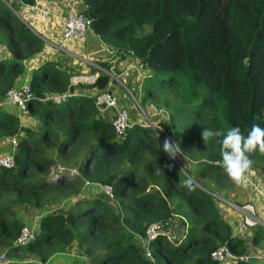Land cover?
Listing matches in <instances>:
<instances>
[{
  "label": "trees",
  "instance_id": "trees-1",
  "mask_svg": "<svg viewBox=\"0 0 264 264\" xmlns=\"http://www.w3.org/2000/svg\"><path fill=\"white\" fill-rule=\"evenodd\" d=\"M20 1L30 5L34 0ZM82 4L78 13L88 20L87 30L112 56L148 72L141 100L169 110L154 125L161 138L167 133L179 143L186 161L179 154L178 164L170 160L148 126L133 124L121 137L114 133L109 118L93 104L95 93L109 91L107 74L97 69L72 73L41 60L27 82L26 106L37 119L38 137L15 114L0 111V139H16L13 167H0V253L30 254L44 262L73 246L87 257L86 264H219L212 252L222 245L236 257L264 251V227L245 226L240 214L213 196L230 202L228 194L246 188L255 199L263 198L264 185L253 182L258 193L246 182L231 180L218 163L219 138L204 141L201 135L205 128L239 126L247 135L253 124L264 127V0ZM15 6L0 0V44L10 56L0 60V100L24 62L44 46L13 14ZM249 157V174L256 168L264 174V154L257 150ZM68 169L74 170L71 179L51 176ZM188 178L196 185L191 190L184 183ZM88 183L109 186L111 198L84 195ZM67 200L73 206L66 213L41 216L34 238L23 247L14 244L24 225L13 207L40 209ZM231 220L245 234L235 235ZM172 222L181 231L170 239L161 229ZM152 224L156 234L143 244Z\"/></svg>",
  "mask_w": 264,
  "mask_h": 264
},
{
  "label": "crops",
  "instance_id": "crops-1",
  "mask_svg": "<svg viewBox=\"0 0 264 264\" xmlns=\"http://www.w3.org/2000/svg\"><path fill=\"white\" fill-rule=\"evenodd\" d=\"M7 1L14 2L17 5V10L12 9L13 14L16 15L19 21L22 22L34 34L36 31H38L40 35L39 38L42 40L44 45L43 50L39 54L29 59L30 63H28V66H25L23 72L17 78L13 86L26 84L32 70L35 69L41 60L45 59L57 62L67 71L83 75H88L90 70L93 69L89 67L93 62L103 63L105 62V59H108L110 68L113 67V65H111V63H113L111 58L112 54L106 49L107 47L105 45L103 46L101 44L98 37L90 30H87L84 35L75 37L71 42L65 43L63 45L64 49L69 53L60 50L57 51L49 46V44L58 45L60 42L61 20L69 14L78 13L81 2L75 0H34L33 4L28 5L22 3L20 0ZM9 57L10 56H8L4 46L0 44V60L7 59ZM121 65L122 61H118V66ZM87 67H89L88 70H86ZM84 70H86L85 73L82 72ZM93 75H95V73ZM109 91H111V93L116 98V91L112 88L111 84L109 86ZM61 103L62 101L59 104ZM117 103L119 106L121 105V107H123V105L119 104L118 101ZM0 111H7L8 113L15 114L19 119L20 125L33 130L35 132V139L38 137L39 129L37 126V119L33 115L29 114L27 111L25 113H20L14 105L3 103L2 99L0 100ZM104 113H108L107 118H109L110 112H100L102 116ZM148 119L150 120V118ZM137 121L141 120L137 119L135 124H137ZM14 146L15 145L11 143V138H1L0 155L13 152ZM54 157L57 158V155H54ZM67 172L72 173L71 175L73 177L74 170L68 169ZM255 176L256 175H254V173L251 171L250 178L256 183L258 178H255ZM85 185L86 191L84 192V195H98V193L94 192V190L96 188H100L99 185H92L89 183ZM260 194L264 196L262 193ZM228 196L231 201L229 202L225 199L224 200L227 205L229 203L228 206L231 207V209L235 210L234 206H239L236 205V203L248 201L245 204L251 203L260 218L258 216L257 217L262 222H264V220L261 219V217H264V203L258 202V199L252 197L251 192H248L246 188H236L235 191L231 194H228ZM72 206L73 202H71V200H67L63 202L47 204L40 209H22L15 206L12 208V210L16 218H18L24 226L31 228L36 233L38 222L41 216L49 213L64 214ZM229 215H234V220H236V216L233 212L229 211ZM234 220L230 221L231 226H233V233L235 235H240V233L245 234L244 228L239 222H235ZM180 231L181 226L177 222H172L168 227L161 229L162 234L168 236L170 239L178 237L180 235ZM74 244L75 243L73 242L71 245ZM250 256L252 257V264H264V251L260 250L258 253L254 252L250 254ZM9 258L14 261L13 264H86L83 254L77 251L73 246H69L63 251H59L50 255L44 262L38 261L37 259L34 260L32 255L23 253H18L14 257ZM220 264H230V261L226 259Z\"/></svg>",
  "mask_w": 264,
  "mask_h": 264
},
{
  "label": "built area",
  "instance_id": "built-area-1",
  "mask_svg": "<svg viewBox=\"0 0 264 264\" xmlns=\"http://www.w3.org/2000/svg\"><path fill=\"white\" fill-rule=\"evenodd\" d=\"M61 25V33H60V42L58 45L49 44V46L55 50H60L66 53H69L67 50L64 49L63 45L65 43L71 42L75 37L84 34L88 27V20L83 17L79 13H73L67 15L64 19L60 22ZM30 91L28 84H22L19 86L11 87L5 94L2 99L3 103L12 104L14 105L20 113L26 112L27 102L30 98ZM93 103L96 109L99 112L109 111V123L112 127L114 133L118 136H122L125 130L133 123L130 122L128 117L127 111L125 108L118 106L115 97L109 91H101L94 94ZM136 123L139 124V121ZM151 124V123H148ZM141 124L143 126L148 125ZM153 125V124H152ZM153 131L156 133V129L159 128L158 125H153L151 127ZM11 143L13 145L16 144V139L11 138ZM175 161V160H174ZM176 162V161H175ZM0 167L2 168H12L13 167V158L11 153H6L0 155ZM250 168L243 174V178L241 182H246L250 184L258 193H260L259 189L253 183L254 180L250 178ZM99 187L104 192L107 198H111V191L110 187L107 185H99ZM216 199L224 202L225 200L220 198L217 195H213ZM264 198V196H263ZM227 204V203H226ZM229 205V203H228ZM235 210L242 216V223L245 226H254L260 222V219L257 218L254 209L251 204H243L240 206H234ZM258 222V223H257ZM157 225L152 224L147 227L145 230L146 239H151L154 237L157 231ZM35 236V232L26 226H23L19 234L17 235L14 244L18 246H25L29 243ZM143 255L146 257L150 256V251L148 249H143ZM212 258L215 259L219 264L224 260H229L230 262L233 260H246V256L236 257L234 256L225 245L218 247L216 250L212 252ZM14 261L7 257L4 253H0V264H13Z\"/></svg>",
  "mask_w": 264,
  "mask_h": 264
},
{
  "label": "rangeland",
  "instance_id": "rangeland-1",
  "mask_svg": "<svg viewBox=\"0 0 264 264\" xmlns=\"http://www.w3.org/2000/svg\"><path fill=\"white\" fill-rule=\"evenodd\" d=\"M75 1L81 2V4L79 5V9L81 7H83L82 0H75ZM15 10H17V5L15 6ZM35 35L38 38L40 36L38 31L35 32ZM111 58L113 60V63H111V65H113V67H111V68H110V66H109V68H104L103 65L100 64V62H93V61H90L93 63H91V65L89 67L93 68V69L100 70L103 73L108 75L110 84L112 85V88L116 91V94H115L116 99L119 102V104H122L123 107L126 109L128 117L130 119V122L132 123V121L135 122L137 119H139V120H141L140 121L141 124L144 125L146 123L147 124L151 123V124H148L147 126L152 127L153 126L152 124L154 122L156 123L162 119H165V117H167L168 113H169L168 109L163 107L160 103L149 104L148 101L145 102V101L141 100L142 98H144L143 97L144 89H141L140 85L141 84L144 85V80H145L146 76L148 75V72L146 70L139 69L137 67V65L134 62H132V60H130V59L125 58L124 60H122V65L118 66V59L113 57V56ZM28 63H30V62L29 61L24 62V65L28 66ZM105 63H107V64L109 63L108 59H105ZM108 65H110V63ZM61 101H63V99ZM59 103H60V101H59ZM120 107H121V105H120ZM104 115L106 117H108V113H104ZM148 118H150V120ZM132 125L133 124H131L130 126H132ZM154 134H155L156 138L158 139V141L161 144H163V141H164L163 136L161 138L159 136V134L157 133V131ZM165 137H169L167 133L166 134L164 133V138ZM54 155H56V154H54ZM176 164H178V162H176ZM253 173H254V175H256L255 178H258L257 183L259 184V186L261 188L262 187L261 185H264V174L260 171V168L254 169ZM197 179L199 181H202V179L200 177H197ZM91 192H92V190H91ZM94 192H96L98 194H102V195H104V197H106L101 188H96L94 190ZM257 196L259 197L258 198L259 201L264 199L259 195H257ZM246 202H248V201H245V203ZM252 207L254 208V206H252ZM254 212L256 213L255 208H254ZM257 216L259 217L258 214H257ZM261 219L264 220V217H261ZM261 223L262 222H259L258 224L262 226ZM86 258H85V263H87ZM35 259L36 258H34V260Z\"/></svg>",
  "mask_w": 264,
  "mask_h": 264
},
{
  "label": "clouds",
  "instance_id": "clouds-1",
  "mask_svg": "<svg viewBox=\"0 0 264 264\" xmlns=\"http://www.w3.org/2000/svg\"><path fill=\"white\" fill-rule=\"evenodd\" d=\"M132 124H135V122L133 121ZM139 125H141L140 121ZM201 135L204 141L219 138L218 142L221 145V160L218 163L224 169L228 177L236 183L241 182L243 174L253 163L249 154L257 150L264 154V127H261L259 124H253L247 135L241 131L239 126L230 127L226 131L221 128H205ZM161 147L170 160H175L179 154L186 161V157L179 143L172 141L171 138L165 137ZM167 167L171 170L172 166L168 165ZM186 167L187 163L181 169L183 170ZM71 174L70 172L63 171L59 175L53 173L51 176L54 177L53 179L55 181L61 178L68 180L71 179ZM184 183L190 190L196 186L192 178L186 179Z\"/></svg>",
  "mask_w": 264,
  "mask_h": 264
},
{
  "label": "water",
  "instance_id": "water-1",
  "mask_svg": "<svg viewBox=\"0 0 264 264\" xmlns=\"http://www.w3.org/2000/svg\"><path fill=\"white\" fill-rule=\"evenodd\" d=\"M88 69H89V67H87L86 70H88ZM86 70H84V71H82V72L85 73ZM260 222H262V221L260 220ZM261 224H262V226L264 227V222H262ZM146 242H147V239H146V238H143V239H142V243L145 244ZM246 261H247V262H251V261H252V257H251V256L246 257Z\"/></svg>",
  "mask_w": 264,
  "mask_h": 264
},
{
  "label": "bare ground",
  "instance_id": "bare-ground-1",
  "mask_svg": "<svg viewBox=\"0 0 264 264\" xmlns=\"http://www.w3.org/2000/svg\"><path fill=\"white\" fill-rule=\"evenodd\" d=\"M59 171H61V170H59Z\"/></svg>",
  "mask_w": 264,
  "mask_h": 264
}]
</instances>
